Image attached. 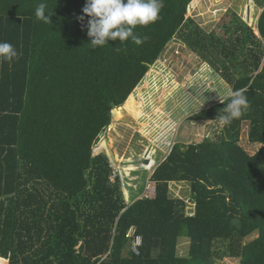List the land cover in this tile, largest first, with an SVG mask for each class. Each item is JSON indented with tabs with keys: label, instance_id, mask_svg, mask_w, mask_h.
Wrapping results in <instances>:
<instances>
[{
	"label": "trees",
	"instance_id": "obj_1",
	"mask_svg": "<svg viewBox=\"0 0 264 264\" xmlns=\"http://www.w3.org/2000/svg\"><path fill=\"white\" fill-rule=\"evenodd\" d=\"M199 1L164 0L161 19L135 29L149 37L142 45L109 41L92 50L77 19L86 0H46L51 23L35 16L41 0H0V41L20 54L0 65V264H264V2L256 0L257 31L234 20L222 37L187 17ZM175 39L232 91L245 90L251 107L216 138L175 143L151 175L155 196L127 201L98 149L108 134L104 147L124 178L138 169L114 150L122 107ZM223 107L192 119L217 124ZM245 126L248 144L260 146L253 154L240 144ZM152 146L139 155L150 161L144 171L157 162ZM179 183L190 186L194 213L172 196ZM132 226L143 237L140 255L126 238ZM180 239L189 241L185 257Z\"/></svg>",
	"mask_w": 264,
	"mask_h": 264
},
{
	"label": "rangeland",
	"instance_id": "obj_2",
	"mask_svg": "<svg viewBox=\"0 0 264 264\" xmlns=\"http://www.w3.org/2000/svg\"><path fill=\"white\" fill-rule=\"evenodd\" d=\"M259 1L264 2V0ZM258 3L256 0H200L191 9L189 6L187 17L194 19L207 32L215 31L222 37L225 35L224 25L234 20L235 23L245 22L257 31L256 14L263 11V6ZM250 4L253 5L254 11L248 12ZM256 6L261 9L256 11ZM251 15L253 20H250ZM178 49L181 52L180 55L175 52ZM207 65L187 47L182 48L178 44L170 43L166 53L152 66L151 71L154 69L155 72L152 75L151 71L149 72L143 80L142 87L127 104L125 103L126 106L122 107V109L126 108L122 111L121 120L125 126L122 129V138L114 144V150L125 159L130 157L137 161L144 150L143 147H151L152 144V147L158 150L156 157L158 165L170 149L169 146L175 143H199L205 138H216L222 127L210 122H196L192 116L218 103L219 97L227 99L232 88ZM145 132L148 134L146 138L143 136ZM107 141L103 142L98 153L106 152L112 157L108 148L104 147ZM240 144L250 154L260 148L258 145L248 144V127L246 126ZM112 161L115 164L114 159ZM139 163L138 169L132 170L128 178L123 176L124 181L129 183L131 180L132 184L129 183L124 189L127 201L135 197L132 191H138L136 194L142 192L145 181L153 172V170H142L139 167L143 161ZM116 164L119 163L116 162ZM116 164L114 168H119ZM139 174H143L144 184L142 185ZM190 192V186L186 183L172 186V196L188 201L189 212L194 213L195 204L191 202ZM178 252L180 257L188 255L189 241L187 239H180ZM213 264H241V262L238 259L215 257Z\"/></svg>",
	"mask_w": 264,
	"mask_h": 264
},
{
	"label": "clouds",
	"instance_id": "obj_3",
	"mask_svg": "<svg viewBox=\"0 0 264 264\" xmlns=\"http://www.w3.org/2000/svg\"><path fill=\"white\" fill-rule=\"evenodd\" d=\"M163 8L164 0H86L82 9L83 15L77 19L81 22L82 29L83 27L87 29L88 45L92 50L108 46L109 41L124 43L131 40L139 46L145 43L149 37L136 35L135 29L137 26L147 27L156 23L161 19ZM35 16L44 23H51L52 15L47 11L46 0H41L37 5ZM86 17L88 19L84 25ZM19 55L11 43L0 41V65L13 63L19 59ZM219 102L224 107L219 110L217 117L212 121L222 128L231 126L251 107L243 89L229 93L227 102L219 97ZM144 160L139 159L137 162Z\"/></svg>",
	"mask_w": 264,
	"mask_h": 264
},
{
	"label": "built area",
	"instance_id": "obj_4",
	"mask_svg": "<svg viewBox=\"0 0 264 264\" xmlns=\"http://www.w3.org/2000/svg\"><path fill=\"white\" fill-rule=\"evenodd\" d=\"M262 41H263V40H262ZM173 44H178V45H179L180 47H182V48L185 47L181 42L177 41L176 39L173 41ZM263 45H264V41H263ZM175 52H176L177 55H180V54H181V52H180L179 49L176 50ZM109 128H110V127H109ZM108 132H109V130H108ZM107 136H108V134H107ZM105 140H107V138H106ZM101 147H102V145H101ZM101 147H100V148H101ZM169 147H170V149L168 150L167 154L164 155L162 161H164V160L167 158V156L169 155L172 146H169ZM100 148H99V149H100ZM99 149H98V150H99ZM146 159H148V158H146ZM146 159H145V160H146ZM142 160H143V158H142ZM142 165H143V164H142ZM156 165H157V164H156ZM143 166H144V165H143ZM154 166H155V165H154ZM154 166L151 167L148 171H150V170H154ZM114 167H115V166H114ZM114 169H115L116 175H119V176L121 177L122 182H123V187H124V189H125V187H126L127 185H129V183L131 184V180L128 179V180H129V183L126 182V181H124L122 171H121L119 168H114ZM152 173H153V172H151V174H150L149 177L147 178V180H146V182H145V184H144L145 186H143V187H144V191H143L144 196H146V194H147V196H155V194H156V188H155V185H154V183H152V181H151V175H152ZM124 182H125V183H124ZM131 185H132V184H131ZM129 201H130V200H129ZM126 238H127V240L129 241V243H130V248H131L132 252H133L135 255H140L141 248H142V246H143V237L139 234L138 227H137V226H132V227L129 229V231L127 232Z\"/></svg>",
	"mask_w": 264,
	"mask_h": 264
},
{
	"label": "crops",
	"instance_id": "obj_5",
	"mask_svg": "<svg viewBox=\"0 0 264 264\" xmlns=\"http://www.w3.org/2000/svg\"><path fill=\"white\" fill-rule=\"evenodd\" d=\"M259 9H261L259 6H256V11L257 10H259ZM263 10V9H262ZM255 11V12H256ZM260 15H261V13L260 14H256V19H257V21H258V19H259V17H260ZM135 161V160H134ZM145 171H148V170H145ZM140 175V179H141V185L142 184H144V180H143V174H139ZM143 186H145V185H143ZM143 191H144V187H143V189H142V192L141 193H138V194H136L137 192L136 191H132L131 193H134V195H135V197L133 198V199H137V198H141V197H143L144 196V194H143ZM133 199H131L130 201H132ZM126 200H128V198L126 199Z\"/></svg>",
	"mask_w": 264,
	"mask_h": 264
},
{
	"label": "water",
	"instance_id": "obj_6",
	"mask_svg": "<svg viewBox=\"0 0 264 264\" xmlns=\"http://www.w3.org/2000/svg\"><path fill=\"white\" fill-rule=\"evenodd\" d=\"M109 157L111 158V160H113L112 158L113 157H111L110 155H109ZM139 162V161H138ZM112 163L114 164V162L112 161ZM143 163H144V165H148L149 163H150V161L148 160V159H146V160H144L143 161ZM115 166V165H114ZM116 167V166H115Z\"/></svg>",
	"mask_w": 264,
	"mask_h": 264
}]
</instances>
